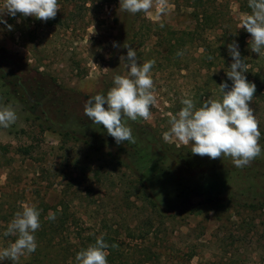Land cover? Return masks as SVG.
Listing matches in <instances>:
<instances>
[{"label": "trees", "instance_id": "16d2710c", "mask_svg": "<svg viewBox=\"0 0 264 264\" xmlns=\"http://www.w3.org/2000/svg\"><path fill=\"white\" fill-rule=\"evenodd\" d=\"M232 2L238 5L241 13H250L248 0H181L179 3V10L184 8L188 11L192 25L190 30L179 31L178 45L170 43L168 47V54L183 53L179 55V75L184 72L197 73L198 78H201V69L209 72L215 69V75L208 76L206 83L202 82L194 89L196 99L201 102L199 107L210 98L213 91L221 97V83H227L229 88L226 90H230L232 81L226 72L233 62L228 49L232 43L238 44L241 58L247 65V72L244 73L247 81L256 85L254 95L257 96L263 89L264 56L253 54L255 52L251 51L249 44L251 34L237 28L232 20L229 11ZM128 20L130 15L125 14L122 25L127 27ZM126 27L115 38V65H111L104 76L101 90L91 95L64 90L54 79L44 81L45 76L35 73L26 59L17 55L14 57L0 48V87L15 93V97L6 102L13 101L20 106L25 123L35 125L41 133L57 135L65 154L69 152L66 146L71 144L80 146L83 149L81 155H84L81 159V155L72 151L76 156L70 161L77 174L61 177L60 197L54 205L47 203L44 194L38 189H30L29 197L26 191L10 190L11 186H6V190L0 192V249L16 239L13 236L5 237L3 233L15 213L22 210L23 204L35 206L41 212V227L35 233L37 249L21 257L17 264H77V253L94 244L101 235L109 245L108 264H162V254L153 249L155 244L149 240L152 220L136 228H130L124 222L120 226L107 219L97 222L94 217L97 211L89 208L94 206L97 209V203L103 200L112 205L115 215L119 208H127L132 202L141 201L142 206L147 204L152 208L159 226L163 225L160 219L166 222L174 217L176 208L172 201L186 198L193 191L198 192L205 204L232 205L240 211H264V176L256 159L252 161V167L249 165L244 168L229 163L228 157L202 164L199 162L201 156L193 154L191 147L177 148L165 142L156 129L127 118L124 122L131 128L136 143L126 141L118 145L103 125L98 126L87 118L84 113L86 101L96 94L106 95L114 86L113 77L121 75L126 63L121 57H127V48L124 46L132 47L131 35ZM190 54L194 62L192 65L189 62ZM210 85H214V88ZM9 93H5V96ZM58 94L61 97L58 98ZM74 103L78 110L70 109ZM27 105H30L29 109ZM18 151L24 156H31L32 153L31 147ZM122 178L127 179L129 185V179L132 178L139 190L134 193L132 186L127 189ZM216 180L220 184H216ZM174 182L178 187L172 186ZM153 183L159 184L156 191L151 189ZM116 184L123 185L125 190L116 194L106 192V187ZM168 184L172 188L165 192L163 187ZM81 185H84L83 190L80 189ZM74 187L77 189L72 190ZM101 190H105L104 195H101ZM158 193H164L165 198H160ZM95 194L100 197V201H92ZM166 199L171 200L170 206H165ZM88 200L91 203H87ZM49 211L56 214L55 220L46 219ZM133 232H137L140 238H135ZM113 244L117 247H111ZM191 260L184 258V262H179L191 264ZM0 264L13 262L4 260ZM206 264L250 263L233 255L207 260Z\"/></svg>", "mask_w": 264, "mask_h": 264}, {"label": "rangeland", "instance_id": "374dc122", "mask_svg": "<svg viewBox=\"0 0 264 264\" xmlns=\"http://www.w3.org/2000/svg\"><path fill=\"white\" fill-rule=\"evenodd\" d=\"M180 1L169 0V12L157 20L154 14H130L121 11L120 0H58L60 9L56 17L48 21L23 17L20 14L16 17L5 14L3 19L7 21V25H12V29L9 30L7 25L0 23V48L14 57L17 55L26 59L35 73L45 76L46 80L44 77L43 80L46 82L54 79L69 92L95 94L101 90L104 76L111 65H115V38L126 27L122 25V21L125 14H129L130 20L126 29L131 35L132 48L137 53L138 63L142 65L145 61L155 60L151 76L156 104L150 108L149 120L138 118L135 122L156 129L165 142L177 148L192 147L191 143L185 145L175 139L165 140L164 133L170 129L171 116L183 107L181 99L192 98L196 107H199L201 102L196 99L194 89L202 82L206 83L208 76L215 75V69L210 72L201 69V78H198L197 73L184 72L179 75V55L168 54L170 43L178 45L179 31L192 28L188 11L184 8L179 10ZM3 4L4 0H0V8ZM229 11L239 28L243 13L233 2L230 3ZM161 23L163 27L160 26ZM196 55L197 53L194 54ZM192 58L190 54L191 65L194 63ZM126 64L127 61L121 69V75H127ZM251 65L258 70L256 65ZM210 86L214 88V85ZM262 88L260 94L254 95L250 107L259 121V144L262 146V153L256 160L264 176V85ZM8 92L10 93L7 98L5 93ZM56 96L59 98L61 94ZM13 97V91L0 87V106L11 105L18 116L10 127H0V192L6 190V186H11L10 190L21 193L26 191L29 197L30 189H38L44 194L47 203L54 205L60 197L61 177L77 174L70 161L76 156L72 151L81 155L83 149L68 144L66 148H69V152L65 154L61 150L57 135L41 133L35 125L24 122L20 106L13 101L6 102ZM219 98V93L213 91L209 99ZM75 105L74 103L70 106V109L78 110ZM27 147L32 149L31 156L21 155L18 149ZM83 157L84 155L80 156L81 159ZM212 160L215 159L204 156L199 162L208 164ZM227 160L233 163L230 157ZM89 176L92 174L89 173ZM129 182L130 185L127 179L122 178L126 188L132 186V191L136 193L139 186L132 182V178ZM215 183L220 184V181L216 180ZM172 186L176 188L178 184L174 182ZM158 188V183L151 185L153 191ZM171 188L170 184L163 187L165 192ZM75 189L77 188H72ZM80 189L83 190L84 185ZM105 189L113 194L125 190L119 184ZM104 194L105 190H101V195ZM158 195L165 198L164 193ZM95 200L100 201L96 194L92 201ZM88 202L91 203L90 200ZM169 202L171 200L166 199L165 206H170ZM172 203L176 208L174 217L166 222L160 219L162 226L158 225L152 208L147 204L142 206L141 201L132 202L127 208H119L116 215L107 200L97 203V209L94 206L89 209L97 211L94 215L97 222L107 219L120 226L124 222L130 228L152 220L153 228L149 240L155 244L153 249L162 254V264H180L179 260L184 262V258H192L191 264H206L207 260H219L221 257L233 255L240 256L250 264H264V211H240L232 205L205 204L195 191ZM133 236L140 238L137 232Z\"/></svg>", "mask_w": 264, "mask_h": 264}, {"label": "clouds", "instance_id": "9594fccd", "mask_svg": "<svg viewBox=\"0 0 264 264\" xmlns=\"http://www.w3.org/2000/svg\"><path fill=\"white\" fill-rule=\"evenodd\" d=\"M250 13H244L239 28L251 34V51L264 56V0H248ZM60 9L58 0H4L0 8V23L7 25L3 19L7 14L16 17H34L48 21L54 19ZM121 11L130 14L144 13L153 15L157 20L170 10L169 0H120ZM154 10V13H153ZM163 27V24L160 25ZM12 29V25H7ZM115 46V45H114ZM127 57V75H115L113 87L106 95L96 94L84 105V113L94 124L103 125L107 133L119 145L124 142L136 143L125 118L136 121L151 118L150 108L156 104L154 81L151 70L155 60L137 61L136 51L129 45ZM238 44L228 45L233 62L226 72L232 81L230 90L227 83H221L219 99H207L196 107L192 98H183V107L170 118V129L164 133V139H175L185 145L191 143V152L211 159L230 157L234 166L244 168L262 153L259 144L261 132L259 121L250 103L256 92V85L248 82L244 73L247 65L241 58ZM177 55H183L178 52ZM107 105V107H105ZM18 119L11 105L0 106V127L8 128ZM41 212L35 206L23 204L22 210L15 213L3 233L5 237H16L14 242L0 249V261L10 260L17 264L21 257L30 255L37 249L35 233L41 227ZM56 214L49 211L46 219L55 220ZM115 248L117 245L113 244ZM103 235L96 238L94 244L77 253V264H108L107 249Z\"/></svg>", "mask_w": 264, "mask_h": 264}]
</instances>
